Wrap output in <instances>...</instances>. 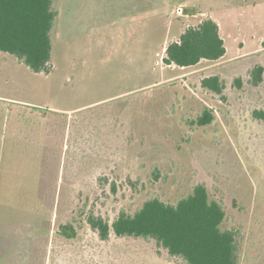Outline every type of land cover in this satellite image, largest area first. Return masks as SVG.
<instances>
[{"label": "rangeland", "instance_id": "1", "mask_svg": "<svg viewBox=\"0 0 264 264\" xmlns=\"http://www.w3.org/2000/svg\"><path fill=\"white\" fill-rule=\"evenodd\" d=\"M54 5L49 73L0 53V132H21L7 167L21 231L2 253L50 264H186L154 239L103 241L87 218L112 223L149 198L177 203L203 183L225 207L223 228L239 234L240 264H264V119L253 114L264 111V80L250 83L264 65V0ZM206 19L219 24L225 56L165 63L167 46ZM213 75L221 94L202 86ZM205 108L214 120L201 126Z\"/></svg>", "mask_w": 264, "mask_h": 264}, {"label": "trees", "instance_id": "2", "mask_svg": "<svg viewBox=\"0 0 264 264\" xmlns=\"http://www.w3.org/2000/svg\"><path fill=\"white\" fill-rule=\"evenodd\" d=\"M54 0H0V53L14 55L35 72L51 71L52 31L58 17ZM227 48L219 24L206 19L198 26L187 28L177 41L171 42L163 58L167 64L186 67L201 60H220ZM264 80V65L251 70L250 83L260 85ZM241 85L242 79H236ZM204 88L221 94L225 87L219 75L202 80ZM254 116L264 119L263 110H254ZM214 113L205 108L195 120L201 126L212 123ZM88 223L101 240L111 233L118 237L154 239L168 250L172 257L186 264H240L239 234L224 229V205L210 197L205 184L199 183L193 191L177 203L152 197L134 213L121 211L110 223L101 215L91 213ZM64 234L71 233L70 224L62 225Z\"/></svg>", "mask_w": 264, "mask_h": 264}, {"label": "crops", "instance_id": "3", "mask_svg": "<svg viewBox=\"0 0 264 264\" xmlns=\"http://www.w3.org/2000/svg\"><path fill=\"white\" fill-rule=\"evenodd\" d=\"M20 140L21 132L16 130V126L7 129L4 127L0 132V264H32L39 261L50 264L49 257L46 260H40L39 257L32 254L23 257L20 255L6 256L2 253L6 244L16 240L17 233L19 234L21 231L15 218L17 215L14 207L16 196L7 190V183H11L10 169L7 167L11 163L12 166H16V152L21 150ZM10 155L13 156V159H10Z\"/></svg>", "mask_w": 264, "mask_h": 264}]
</instances>
